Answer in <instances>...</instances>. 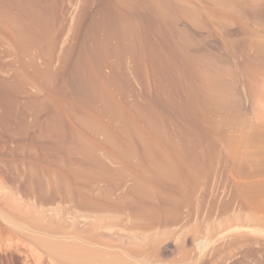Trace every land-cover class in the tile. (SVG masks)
<instances>
[{"label":"rangeland","instance_id":"374dc122","mask_svg":"<svg viewBox=\"0 0 264 264\" xmlns=\"http://www.w3.org/2000/svg\"><path fill=\"white\" fill-rule=\"evenodd\" d=\"M52 1L60 54L90 3L141 23L148 52L105 74L144 112L137 128L60 134L0 112V264H264V0Z\"/></svg>","mask_w":264,"mask_h":264},{"label":"bare ground","instance_id":"6f19581e","mask_svg":"<svg viewBox=\"0 0 264 264\" xmlns=\"http://www.w3.org/2000/svg\"><path fill=\"white\" fill-rule=\"evenodd\" d=\"M109 2L103 1L95 8L90 3V8L86 7L83 13L84 19L78 24L81 27L80 33L74 38L77 42L66 45L63 54H60L62 30L56 28L57 1L0 0L2 120H11L12 124H15L13 127L17 124L16 128H25L24 126L27 125L26 128L37 127L45 130L48 128L52 133L59 130L56 131L59 134L60 128H72L69 132H73V128H111L105 123L106 118L119 121L122 128H137L144 110L138 109L137 113L140 112L134 117L130 106L116 98L113 87L118 93L122 91L121 85L115 77H112L113 74L110 76L105 74V68L109 65L110 59H120L128 50L144 56L148 52L149 45L142 33L144 27H141V23ZM152 49L149 48L150 54ZM158 52L160 53L159 49ZM157 56L160 58L161 55L157 54ZM33 85L39 88H34V91L40 92L30 90V86ZM70 93V96L74 95L73 98H70ZM31 114L34 115L32 122L29 121ZM146 118L151 126L157 125L149 114ZM7 123L2 127L12 125L10 122ZM96 131L97 129L94 132ZM64 137L62 140L65 139ZM58 139L57 143L60 142ZM80 140L79 137L76 139L75 144L80 141L76 145H81L76 146V149L80 147V150L77 149L78 152L82 150L92 160V147L86 145L84 139V141L82 138ZM154 145L160 146V143L156 142ZM156 149L157 154L159 149L157 147ZM154 154V152L150 153V157L153 158ZM160 157L159 155L158 158L161 159ZM165 157H162L161 161L156 159L157 162L160 161L158 164H160L159 169L162 168L161 173L165 172L167 176L177 174L180 177L181 168L178 167L179 173L174 174L177 172L174 167L180 166L178 162L173 156L171 157L175 163L177 162L176 166L171 159L169 161L167 160L169 158ZM176 159H179V156ZM199 161L195 159V162ZM63 250L62 252L67 256L70 251H67L68 247L67 250L65 248Z\"/></svg>","mask_w":264,"mask_h":264}]
</instances>
